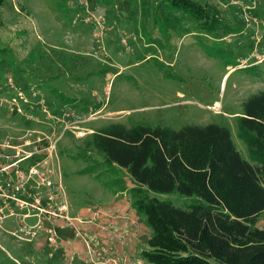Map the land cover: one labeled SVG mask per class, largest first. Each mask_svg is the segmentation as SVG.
<instances>
[{
	"label": "rangeland",
	"instance_id": "rangeland-1",
	"mask_svg": "<svg viewBox=\"0 0 264 264\" xmlns=\"http://www.w3.org/2000/svg\"><path fill=\"white\" fill-rule=\"evenodd\" d=\"M85 1L102 16L96 34L77 0L0 6V264H78L77 256L102 264L88 258L82 237L91 244L86 234L94 231L104 240L97 226L106 222L117 227L100 225L115 238L108 244L128 257L117 264L131 258L149 264L140 252L150 230L131 203L136 185L85 145L108 123L172 129L218 123L250 161L235 118L250 95L264 91V0L254 9L244 7L246 0H195L219 10L212 30L197 28L163 0ZM60 95L75 101L59 105ZM25 153L33 157L29 165L15 162ZM147 196L183 209L196 201L175 191ZM96 211L97 220L81 222ZM257 225L264 226V210Z\"/></svg>",
	"mask_w": 264,
	"mask_h": 264
},
{
	"label": "trees",
	"instance_id": "trees-1",
	"mask_svg": "<svg viewBox=\"0 0 264 264\" xmlns=\"http://www.w3.org/2000/svg\"><path fill=\"white\" fill-rule=\"evenodd\" d=\"M163 1L192 17L199 29L218 27L215 5ZM4 50L0 46V52ZM65 99L75 101L60 95L59 105L67 103ZM235 121L236 136L250 161L235 148L230 130L214 122L178 129L111 122L85 142L136 185L130 188L131 203L150 230L147 247L140 252L147 263L264 264V226L257 225L264 210V91L244 101ZM29 157L28 165L33 158ZM148 191H175L196 201L183 209L148 197Z\"/></svg>",
	"mask_w": 264,
	"mask_h": 264
},
{
	"label": "built area",
	"instance_id": "built-area-1",
	"mask_svg": "<svg viewBox=\"0 0 264 264\" xmlns=\"http://www.w3.org/2000/svg\"><path fill=\"white\" fill-rule=\"evenodd\" d=\"M246 2L244 4V7L252 9L256 6V4L259 2V0H246ZM77 3L81 6V8L84 12L83 21L84 22H90L92 24V28H91L92 34L93 33L96 34L98 31L97 24L100 25L102 23V20H101L102 16L101 15L99 17L96 16L93 13V10L88 8V4L85 0L83 2H81V0H77ZM94 26H96V28H94ZM30 91H32V87H30ZM21 93H22V95H21ZM31 94H33V92H31ZM15 96L18 97L19 101L25 102L29 109H32V103H31L32 100H30V99L27 100L26 99L27 96L23 92H17V95L15 94ZM12 100H13V97H12ZM39 105L41 107L45 106L44 103H40ZM17 111H20L19 108H17ZM41 111L45 112L46 114L49 112V110L47 108L46 109L42 108ZM65 115L71 116L72 118L75 119L74 121H78L79 116L77 114H74L73 112H65ZM73 126H75V125H73ZM77 134L81 135L82 131L79 130ZM2 157H3V155H2ZM15 162H18V160L16 159ZM6 178L11 179V177H9V176H7ZM17 178H18V175H16L15 180H17ZM0 194L3 195L2 192ZM101 214H102V212L99 213L96 211L92 214L90 219H86V220L81 219V222L89 223L90 220H97V216H99ZM69 219H70V217L63 216V221L69 222L70 221ZM100 225H106L108 228H117L113 224H110L108 222H106L105 224H99L97 226V232L103 233L105 235L104 237L107 236L106 238H103L104 242H106V245H104V243H102L101 240L97 239V233L94 231H89L86 234V237L91 240V244L88 243L86 238L82 237L85 240L87 247H89V249H90V250H87L88 258H90V256L93 255V256L97 257V261H98V259H102L104 261V262H102V264H105L107 262L117 264L119 259L122 261L128 260V257L126 256V254H124V255L117 254V252L114 249L112 252L109 251V248L111 247V245H109L108 243L115 241V238L113 236L106 235L107 233L105 234V232L107 230H105L104 228H100ZM23 228H25V226H23ZM77 232L78 231H75V233H77ZM29 233H31V232L29 231ZM124 234H126V233L121 234V236H123ZM116 243L120 244V237L116 238ZM130 260H132V264H136L138 262L137 258H131Z\"/></svg>",
	"mask_w": 264,
	"mask_h": 264
},
{
	"label": "crops",
	"instance_id": "crops-1",
	"mask_svg": "<svg viewBox=\"0 0 264 264\" xmlns=\"http://www.w3.org/2000/svg\"><path fill=\"white\" fill-rule=\"evenodd\" d=\"M258 59H259V58H258ZM63 212H64V211H63ZM63 214H64V213H63ZM65 215H67V214L65 213ZM67 216H68V215H67ZM127 216L129 217V215H127ZM102 241H103L102 243H104V245H106V242H104V240H102ZM113 249L115 250V247H110V248H109V251L112 252ZM115 251H116V250H115ZM116 252H117V251H116ZM75 258H76L75 260L77 261L76 263H78V264H85L84 261H83V259H82V257H78V256H77V257H75Z\"/></svg>",
	"mask_w": 264,
	"mask_h": 264
},
{
	"label": "flooded vegetation",
	"instance_id": "flooded-vegetation-1",
	"mask_svg": "<svg viewBox=\"0 0 264 264\" xmlns=\"http://www.w3.org/2000/svg\"><path fill=\"white\" fill-rule=\"evenodd\" d=\"M28 156H29V154L28 153H25L24 155H21L18 158L16 157V159L18 160V162H20V160L26 161V159H27Z\"/></svg>",
	"mask_w": 264,
	"mask_h": 264
}]
</instances>
